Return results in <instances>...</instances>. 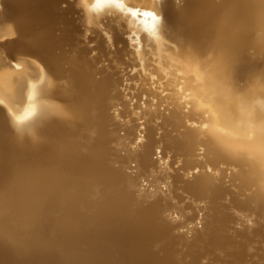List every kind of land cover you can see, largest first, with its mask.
I'll return each instance as SVG.
<instances>
[{
  "label": "bare ground",
  "instance_id": "1",
  "mask_svg": "<svg viewBox=\"0 0 264 264\" xmlns=\"http://www.w3.org/2000/svg\"><path fill=\"white\" fill-rule=\"evenodd\" d=\"M118 2L136 22L138 9L162 13L140 35L149 46L143 58L163 84L178 70L191 104L189 112L174 104L164 115L141 111L143 136L135 146L134 115L122 109L123 120L115 121L107 113L118 100L124 51L108 50L94 36L89 52L79 30ZM94 7L0 0V264H264V170L220 151L207 129L183 123L199 118L200 105L206 128L217 120L210 93L197 92V77L186 69L219 54L225 34L242 60L241 81L264 67V0H95ZM123 27L111 29L109 42L117 43ZM7 34L15 38L1 40ZM38 73L43 80L33 88ZM29 101L28 116L15 121L10 112ZM254 104L264 108V94L257 92ZM197 143L203 161L232 166L228 181L185 177ZM153 146L164 164L150 158ZM196 210L200 226L193 228Z\"/></svg>",
  "mask_w": 264,
  "mask_h": 264
},
{
  "label": "rangeland",
  "instance_id": "2",
  "mask_svg": "<svg viewBox=\"0 0 264 264\" xmlns=\"http://www.w3.org/2000/svg\"><path fill=\"white\" fill-rule=\"evenodd\" d=\"M170 1L178 2L179 0H170ZM118 3H120V5L117 8L113 9L110 7H106V8L99 10L95 14V18H94L95 21L94 23H92V26H90L88 23L80 24L79 30H80L83 40H85V44L89 52H92L93 48L96 50V44L93 38L94 36L98 37L104 42V47H106V49L112 50V49H115V47H117L119 49L120 48L123 49L124 51V56H125L124 62H123L124 65L121 66L122 68L119 69V72H117V76H116L117 81H116L115 91L118 94L115 93V95H116V100L117 99L118 100L117 101L115 100L117 103L113 102L112 106L111 105L108 106L107 113H110V116L115 121L123 120L119 114V111L121 112L122 109L126 110L131 115V117H133L134 115V117L132 118V127H134V129L131 127L133 130V132L131 131V134H132L131 136L133 139L131 144L135 146L141 140L143 136V132L141 131L142 130L141 126L143 123V119H141V116H140L141 111L144 110V111L149 112L151 110H154L164 115V114L169 113L171 105L174 104L175 106L178 107V109H181L180 110L181 112H189L191 104L189 101V98H190L189 90H186L182 86L183 78L180 72L177 73L178 70L174 69L176 70L175 71L176 74L172 72V75H174V77L171 76V81L164 82V84L166 83L164 85L163 82L160 81L161 79L158 78V74L155 72V70L152 67H147L144 61V58H143L149 46H147V44L142 43L140 35L148 34L149 27H153V25H155V21L157 23L160 20V18L162 17V13L152 11L151 9H143V10L138 9L137 12H139V14L141 15L140 20H137L139 22L138 23L134 21L133 18H129L124 15V12L128 9L127 5L124 4L123 2H118ZM76 4L78 6L77 11L81 9L83 10V8L91 12H94L95 10V7H94L95 0H76ZM124 19L126 20L124 21ZM120 22H123L124 27L120 29L118 32L117 43L112 44L111 42H109V39H108L111 33V29L118 28ZM138 25L141 28H143L142 32L137 31L136 26ZM144 29L147 31H145ZM14 38L15 36L13 34H7L1 37V40L3 41L11 40L12 41ZM105 63L106 61H102L103 65ZM42 80H43V74L38 73L33 80V83H32L33 88H35V86L40 85ZM146 89L147 91H145ZM150 92L151 93L153 92L154 95H152L153 93L150 94ZM168 97L172 100H170ZM197 109L200 111L199 118L192 119V117L191 118L186 117L183 119V123H185L184 125L187 128L190 127L191 129L197 131L198 133H205L207 129L205 125V120H204V112L206 108L205 106L200 105L194 110V112L198 111ZM30 111H31V108H30V101H29V103L27 102L26 104L23 105V107L18 108V109L16 108L15 110L11 111L10 115L11 117L13 115V119H15V121H19V118H21L20 120H22L26 116H28ZM120 134H122V132H119V135ZM137 137L139 138L138 142H136ZM192 151H193L192 152V155H193L192 162L189 165V167L186 169L187 171H185L184 173L185 177L187 178L191 177L195 173H201V174L204 173V175H211L215 177L217 175H221V177L226 181H228L231 178L233 168H231L232 166L230 164H226V163L217 164L216 163L217 164L216 165V164H210L208 162L203 161L205 151H204L203 146L200 145V143L195 144L192 148ZM149 155L152 160L155 159L153 160L154 162H157L158 164L160 163L164 164L165 157L160 147L153 146L150 150ZM194 159L195 161H193ZM132 166L134 167V163L133 164L129 163L130 169L133 168ZM148 180L149 179H146V178L141 179L140 184H139L140 187L145 188L146 186H148L149 184ZM158 186H157V189L160 188L159 191L161 192H164L167 189V186L163 183H159ZM194 213H195L194 214L195 218L193 219V222L188 225L193 228L194 226L195 227L200 226L199 219H198V216L200 215V211L196 210Z\"/></svg>",
  "mask_w": 264,
  "mask_h": 264
},
{
  "label": "clouds",
  "instance_id": "3",
  "mask_svg": "<svg viewBox=\"0 0 264 264\" xmlns=\"http://www.w3.org/2000/svg\"><path fill=\"white\" fill-rule=\"evenodd\" d=\"M233 51L225 34L219 54L194 59L186 72L197 77V92L210 93L217 120L207 125V135L214 146L264 170V108L254 104L256 93L264 94V67L249 69L241 81L242 60ZM260 59L264 61V55Z\"/></svg>",
  "mask_w": 264,
  "mask_h": 264
}]
</instances>
